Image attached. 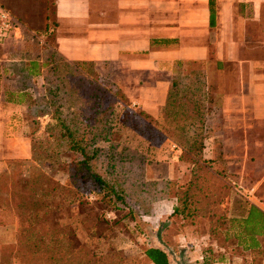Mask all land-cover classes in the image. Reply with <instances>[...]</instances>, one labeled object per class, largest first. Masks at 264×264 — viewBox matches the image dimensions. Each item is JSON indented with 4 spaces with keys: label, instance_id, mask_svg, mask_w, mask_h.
Masks as SVG:
<instances>
[{
    "label": "trees",
    "instance_id": "trees-1",
    "mask_svg": "<svg viewBox=\"0 0 264 264\" xmlns=\"http://www.w3.org/2000/svg\"><path fill=\"white\" fill-rule=\"evenodd\" d=\"M44 1L48 2L42 14L44 41L38 43L33 38L25 53V58L31 59L18 70L25 87L31 85L34 75H42L43 80L42 90L26 113L30 157L9 159L0 172V226L13 224L6 229L11 240L1 245V250H8L9 255L21 252L24 264H124L113 253H95L75 241L66 221L71 218L67 207L87 206L85 196L92 189L99 193L100 212L87 209L88 216L101 218L105 211L123 209L127 216L136 211L148 215L156 202L174 199L176 204L169 216L181 228L204 219L208 233L219 242L218 228L224 217L221 204L230 192L237 191L239 178L228 171L219 140L213 137L219 123L207 122L212 97L201 66H194L195 62L178 65L165 103L157 118H152L132 109L117 85L99 74L92 62L67 61L55 50L50 30L54 26L53 0ZM207 4L210 18L214 0H207ZM31 48L45 50L40 62L31 55ZM117 106L122 110L113 120ZM43 114H49L53 123H46L43 135L37 137V118ZM143 120L145 124L140 125ZM123 127L148 142L147 152L163 141L172 142L192 165L188 180L183 184L146 180L144 166L151 157L119 145L117 136ZM209 151L210 156L205 157ZM63 157L68 160L63 161ZM29 160L37 165L26 168ZM54 165L65 173V184L53 181L39 168ZM229 220L228 228L235 233L226 238L239 245L259 237V253L264 257V209L250 202L244 218ZM143 254L152 264H170L158 247H145ZM212 258L207 252L201 264H211Z\"/></svg>",
    "mask_w": 264,
    "mask_h": 264
},
{
    "label": "crops",
    "instance_id": "crops-1",
    "mask_svg": "<svg viewBox=\"0 0 264 264\" xmlns=\"http://www.w3.org/2000/svg\"><path fill=\"white\" fill-rule=\"evenodd\" d=\"M263 1L214 0V12L209 18L207 0H53L54 26L50 29L53 47L67 61L92 62L95 69L97 64H106L107 77L117 85L130 105L152 118H157L159 108L165 103L178 65L201 63L204 82L212 97L208 106L212 110L215 107L220 109L223 128L235 127L241 110L240 88L236 84L225 85L219 81L225 74L226 63L236 59L237 15L233 4H242L239 10L246 13L248 3L254 16ZM15 19L18 23H26L21 14ZM41 36L43 39L38 43L44 41V34ZM27 47L20 49L16 58L0 56V172L6 168L9 159L30 157L26 113L42 89L43 80L42 75H34L28 87L20 80L19 68L31 59L25 58L26 51L30 50ZM44 51L31 48V55L40 62ZM209 63L214 69L212 72ZM41 69L39 67V71ZM207 122L212 123V119ZM220 128L213 135L216 139L220 137ZM158 148L167 158L161 167L163 171L159 173L157 167L146 162L144 178L172 180L177 184L186 182L192 165L182 160V151L168 140ZM146 152L143 153L151 157ZM204 156L209 157L210 151ZM181 163L185 165L181 166ZM228 197L221 204L224 217L218 228L219 242L211 240L205 248L213 255L211 264H264V257L261 258L259 253V237L255 241L246 240L239 245L234 242L229 246L232 239L226 237L235 233L228 228L229 219L244 218L250 202L242 214L228 218ZM175 204L174 199L156 202L153 204V217L157 221L166 219ZM196 224L177 232L182 238L193 239L194 248L200 246L197 238L215 237L208 233L207 225L203 232L201 229L199 232ZM152 246L167 253L162 244Z\"/></svg>",
    "mask_w": 264,
    "mask_h": 264
},
{
    "label": "rangeland",
    "instance_id": "rangeland-1",
    "mask_svg": "<svg viewBox=\"0 0 264 264\" xmlns=\"http://www.w3.org/2000/svg\"><path fill=\"white\" fill-rule=\"evenodd\" d=\"M46 2L44 0H0V3L14 17L21 14L26 21V23L22 22L25 25L19 23L20 36L6 41L0 47L2 58H16L19 56L20 49H25L33 38L43 39L41 36L44 24L42 14L45 4H48ZM233 5L237 15L236 59L226 63L225 74L219 78V81L225 85L236 84L240 88L238 95L241 99V110L237 114L235 127H222L223 117L218 107L211 111L210 117L212 122H218L221 125L218 139L227 169L239 178L237 191L230 192L226 201L228 218L242 214L248 201L264 209V1L256 9L254 16L248 3H246L248 7L246 13L240 12L237 4ZM208 65L212 72L214 69L211 63ZM194 66L202 67V64L196 63ZM96 70L99 74L107 76L106 64H97ZM130 107L138 110L131 105ZM121 110L122 107L117 106L113 120L119 116ZM37 120L39 128L36 136L40 137L43 135L45 124L53 123V120L50 119L49 114H43ZM144 124V120L140 122V125ZM117 141L119 145L142 153L149 150L148 142L128 127L120 128ZM206 146H209V143ZM162 152L159 148L152 150L149 152L151 158L147 161L157 167L159 173L163 171L161 167L167 161ZM67 160L63 157V161ZM182 160L187 162L185 157ZM29 165H37V162L29 160L25 164L26 168ZM183 165L185 163H181V166ZM39 168L53 181L61 184L67 182L65 173L55 165ZM85 197L87 206L78 208L76 204H71L67 207L71 218L65 219L75 235V241L83 243L95 253H113L115 257H121L124 264H152L143 254V249L158 244L167 248L166 255L170 264H201L203 257L207 254L205 250L207 243L215 240L211 237L197 238L196 241H199L200 246L194 248L193 239L177 235V232L182 229L178 221L171 216L157 221L152 212L141 215L136 211L133 215L127 216L124 215L126 210L123 209L105 211L103 217L93 218L88 216L87 209L100 212L99 193L96 189H92ZM12 225L0 226V246L9 243V238L11 240V235L9 237L6 229ZM206 225V221L201 219L197 222L196 229L199 231L201 229L202 232ZM233 243L234 241H229V246L234 245ZM230 250L233 251L232 248ZM0 264H24V258L21 252H11L9 255L8 250L0 248Z\"/></svg>",
    "mask_w": 264,
    "mask_h": 264
},
{
    "label": "built area",
    "instance_id": "built-area-1",
    "mask_svg": "<svg viewBox=\"0 0 264 264\" xmlns=\"http://www.w3.org/2000/svg\"><path fill=\"white\" fill-rule=\"evenodd\" d=\"M19 27L15 17L0 3V47L6 41L20 36Z\"/></svg>",
    "mask_w": 264,
    "mask_h": 264
}]
</instances>
